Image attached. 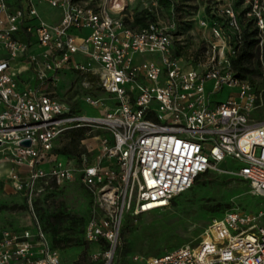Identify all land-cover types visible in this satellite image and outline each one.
Instances as JSON below:
<instances>
[{"label": "built area", "instance_id": "1", "mask_svg": "<svg viewBox=\"0 0 264 264\" xmlns=\"http://www.w3.org/2000/svg\"><path fill=\"white\" fill-rule=\"evenodd\" d=\"M248 2L247 16L264 31V0ZM41 4L58 10L53 20L43 19ZM129 15V0H0V152L32 211L40 182L77 177L57 160L60 136L75 127L100 131L88 136L95 143L87 144L93 160L78 171L99 210L85 227V240L99 249L90 256L93 264H120L117 246L126 213L166 209L200 175L219 171L230 159L238 163L234 176L264 198V119L250 120L259 95L232 68L242 45L234 8L221 9L233 39L216 23L209 25L215 42L209 57L193 66L177 54L174 16L133 26ZM68 72L79 76L83 88L108 95L106 103L85 97L101 115L73 111L48 90ZM227 88V99L216 101ZM28 140L29 146L22 144ZM34 220L22 231L0 229V264H60L50 235ZM250 221L227 212L212 220L199 245L141 263L264 264V226Z\"/></svg>", "mask_w": 264, "mask_h": 264}, {"label": "rangeland", "instance_id": "2", "mask_svg": "<svg viewBox=\"0 0 264 264\" xmlns=\"http://www.w3.org/2000/svg\"><path fill=\"white\" fill-rule=\"evenodd\" d=\"M101 1L83 0V3L98 4ZM152 2H157V5L153 6ZM227 5L232 6L238 18H241V31L247 25L249 31L257 29L252 18L247 16L248 0H129L131 15L128 21L134 26L144 23L149 18L142 22V16L139 15L147 10V6L153 20L168 21L174 16L178 55L183 64L193 66L209 57L210 45L215 42L209 25L216 23L226 39H233L234 32L221 15V9ZM39 8L46 21L53 20L58 13L57 9L47 4H41ZM204 21L207 25L202 24ZM256 39L258 43L249 60L248 70L238 71L239 77L249 82L259 95L260 106L250 114L252 122L264 119V31L258 29ZM144 58H149V55ZM48 90L71 110L91 116H99L101 111L85 102L87 95L95 96L104 103L109 102L105 92L98 88H83L79 76L71 72L55 87L48 85ZM230 91L227 88L214 99L225 100ZM99 132L92 131L89 134L88 131L81 142L83 150L80 155H58L57 160L75 169L77 177L71 182L56 183L50 179L40 182L32 198L33 211L23 195L14 188L10 178L11 165L4 153L0 152V229L22 231L32 228L36 216L50 235L60 264H93L90 256L99 249L96 244L85 240V227L88 219L98 215L99 210L80 182L78 171L93 160L87 144L91 143L93 147L95 143L88 136ZM237 165L231 159L221 164L219 171L200 178L188 191L175 197L166 209L138 215L126 213L121 222L117 246L119 263L142 264L141 261L149 257L162 255L178 247H195L205 237L212 220L227 212L249 216L250 226H264V198L256 196L248 183L234 176L231 171ZM49 166L42 165L43 168ZM47 222L51 223V227L47 226ZM134 257L138 260L134 261Z\"/></svg>", "mask_w": 264, "mask_h": 264}, {"label": "trees", "instance_id": "3", "mask_svg": "<svg viewBox=\"0 0 264 264\" xmlns=\"http://www.w3.org/2000/svg\"><path fill=\"white\" fill-rule=\"evenodd\" d=\"M12 4V2H11ZM14 4V3H13ZM142 16V17H140ZM142 22L146 18V21L153 20V15L147 10L143 11L141 15H139ZM141 23L140 25H144L146 23ZM239 23L241 24V18L239 19ZM134 26V25H133ZM139 26V25H138ZM248 26V25H247ZM242 28V45L237 53V55L232 59V68L235 71V73L238 75V71L240 70H248V65L250 63V58L252 57V52L255 49V46L258 43V39H256V36L258 34V28L249 31L248 27ZM178 54V52H177ZM239 76V75H238ZM89 128L87 127H75L71 128L67 131H65L58 141L55 144L54 152L57 155H64V156H77L81 154V151L83 150L81 142L86 138V134L88 133ZM61 142V145L59 143ZM211 172L204 173L200 175L195 183L200 179L207 175H209ZM242 180V179H241ZM244 181V180H243ZM246 182V181H244ZM247 183V182H246ZM221 217V216H220ZM47 226L51 227V223L47 222Z\"/></svg>", "mask_w": 264, "mask_h": 264}, {"label": "water", "instance_id": "4", "mask_svg": "<svg viewBox=\"0 0 264 264\" xmlns=\"http://www.w3.org/2000/svg\"><path fill=\"white\" fill-rule=\"evenodd\" d=\"M22 144L25 145V146H29L31 144V142L28 140V141L22 142Z\"/></svg>", "mask_w": 264, "mask_h": 264}]
</instances>
